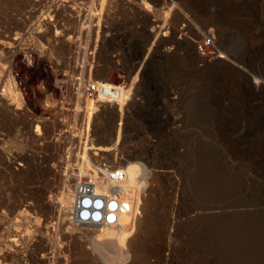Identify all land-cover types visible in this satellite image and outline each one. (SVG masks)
I'll return each mask as SVG.
<instances>
[{"label": "rangeland", "instance_id": "1", "mask_svg": "<svg viewBox=\"0 0 264 264\" xmlns=\"http://www.w3.org/2000/svg\"><path fill=\"white\" fill-rule=\"evenodd\" d=\"M74 1L103 9L98 39L76 42L95 59L68 37L85 14H62L64 37L24 42L27 66L12 36L34 0H0V264H264V0ZM210 34L220 57L196 50ZM81 75L130 88L87 141L68 111ZM84 158L112 174L105 230L68 209Z\"/></svg>", "mask_w": 264, "mask_h": 264}, {"label": "built area", "instance_id": "2", "mask_svg": "<svg viewBox=\"0 0 264 264\" xmlns=\"http://www.w3.org/2000/svg\"><path fill=\"white\" fill-rule=\"evenodd\" d=\"M33 3L34 4L31 10L35 16L34 22L36 24L24 31L15 32L12 36V40L16 45V48L19 47L18 52L23 55V61L27 66L32 65V57L36 51L32 44H24V42L26 43L27 39H33L43 35V25L46 29L51 31L54 30L57 38L64 37V34L69 32V30L65 27L64 20L62 19L63 15L66 17L68 16L70 19H73L75 22L77 21V23L80 24V19L83 13L85 14L83 24L87 22V26H83V24H81L80 32H76V34L73 33L70 36L68 35V37L71 40H75V48H78L79 51L83 50L88 57L95 59L100 47L98 42H96L93 47H81L80 44L77 46L76 42L83 37L92 36L94 31L96 34L95 39H98L103 18V9L94 10V6L91 5V7L88 8L81 7L80 13L76 14V6L78 4H82L84 6L83 2L74 0H34ZM43 6H45L44 10ZM74 12L75 15L73 17ZM60 22L63 24L60 29H57L58 27L56 25ZM195 46L198 54L203 57L207 58L218 54V51L214 47L215 38L213 37V34L204 37L200 43L195 42ZM13 48L15 47H12L11 50ZM217 56L219 57V55ZM80 68L81 70H84V67L81 66ZM71 86L73 94L70 98L72 101L69 103L68 111H71L75 115L78 114L83 116L84 120L79 131H86V141L89 139L90 131H92L93 118L100 110L99 105L103 103L117 102L123 92H127L130 89L124 82L120 85L105 84L89 79L84 80L83 75L75 77ZM50 118L51 117L48 119ZM43 129L44 126L42 122L35 125V131H43ZM104 167L108 168L107 166ZM87 202L90 203L87 198L83 199V207H90L92 205ZM78 217L86 220L90 216L85 215V210H83L79 214L76 213V218L78 219Z\"/></svg>", "mask_w": 264, "mask_h": 264}, {"label": "bare ground", "instance_id": "3", "mask_svg": "<svg viewBox=\"0 0 264 264\" xmlns=\"http://www.w3.org/2000/svg\"><path fill=\"white\" fill-rule=\"evenodd\" d=\"M219 57H220V55H219ZM218 62L219 63H222V64H224V63H230V62H228L226 60H222V59H219ZM233 64H231V65H233ZM248 81L250 83V80H248ZM251 82L253 83V85L255 87L261 86V83H262L259 80H257V78L256 79H251ZM6 114H8V113H6ZM1 116H2V114H1ZM83 160H84V163L87 162L88 167L80 166V169L79 170H80V172H81L82 175L83 174H87V175H85L87 177L85 178V180H79V181H77V179H75L77 181V187H76V190L75 191L74 190L72 191L71 189L66 190V191H68L69 195L72 197L71 200L68 201V204L67 203L66 204L69 205L68 206L69 207L68 209H72L73 212L79 214L80 212H82L83 210H85V215H89L90 216L85 221H83V219L80 218V217H78V219L75 217L78 220V221H73V223L75 225L79 226L80 224H87V225H89L91 227H95V230H93V231L99 230L98 228H96V226H100V227L104 228V230H105L108 227H110V224L114 220V216H115L114 211L117 209L116 195H115L116 194V192H115V186H114V182H113V180L111 178V175L112 174H111L110 169L101 168V167L95 168V166H93L91 163H88L90 161L87 158H84ZM10 168H12V167H10ZM66 185H67V183H66ZM95 186H98L99 187L97 193H95L96 190L94 191ZM85 198H87L88 201L90 202V203L87 202L88 204H92L90 207L89 206L88 207H83L82 201ZM65 201H67V200H65ZM64 212H65V209H64ZM66 215H68V214H66ZM99 215L102 216L101 220L99 222L94 221V218H97ZM97 223H99V224L97 225ZM2 255H4V254H2Z\"/></svg>", "mask_w": 264, "mask_h": 264}]
</instances>
